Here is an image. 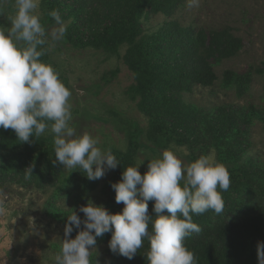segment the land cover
I'll return each instance as SVG.
<instances>
[{
  "label": "rangeland",
  "instance_id": "374dc122",
  "mask_svg": "<svg viewBox=\"0 0 264 264\" xmlns=\"http://www.w3.org/2000/svg\"><path fill=\"white\" fill-rule=\"evenodd\" d=\"M91 5L92 0H39L36 10L48 32L57 26L50 13L57 10L62 18L64 36L59 41L50 36L46 38L41 60L55 69L72 93L71 124L77 133L89 132L98 139L102 150L110 149L112 153L133 148L134 166L141 164L142 174L147 171L148 160L157 158L165 149L174 151L184 162L210 155L223 164L232 177L236 170H241L234 175L240 177L242 183L247 176L262 192L264 0H200L199 6L192 8L183 0L172 16L145 9L135 23L137 40L141 43L155 37L151 44L156 42V53L145 58L144 79L150 81V90H146L145 96L137 91L136 75L126 61L128 42L110 51L98 41L99 33L112 27L123 15L102 12L89 17ZM15 11V0H6L0 12V30L10 27ZM172 21L205 31L229 27L243 43L237 55L220 61L211 59L217 74L214 85L197 84L180 93L186 113L175 118L155 106L161 94L158 88L151 89L156 87L151 81L160 79L151 63L175 40L169 35L167 41H160L158 36L163 35L162 31L169 28ZM227 74L233 76L230 81L226 79ZM220 107L229 109L238 125L227 140L217 139L213 127ZM182 118H187L186 122H181ZM6 131L12 132L11 129ZM185 131L190 136L187 140L181 138ZM41 138L53 146L51 134L45 133ZM14 139L15 145L4 150V162L10 166L17 157L25 161L32 157L37 171L29 178L22 175L21 181L10 179L0 188V206L5 209L4 214H0V264H56L67 216L78 212L79 207L89 201L106 207L107 199L113 196L108 183L118 167L103 178L90 181L79 170L66 171L62 165H54V156L39 157L41 148L34 149L33 141L21 143L16 135ZM230 190L229 187L222 193L227 195ZM253 201V194H249L237 209L248 211L253 208ZM260 201L264 200L258 199V204ZM78 214L84 218L83 213ZM76 234L74 231L72 238ZM108 242L97 243L91 252V264H111L115 254L109 250Z\"/></svg>",
  "mask_w": 264,
  "mask_h": 264
},
{
  "label": "clouds",
  "instance_id": "9594fccd",
  "mask_svg": "<svg viewBox=\"0 0 264 264\" xmlns=\"http://www.w3.org/2000/svg\"><path fill=\"white\" fill-rule=\"evenodd\" d=\"M200 0H187L189 8ZM6 0H0V12ZM39 0H15L10 27L0 30V129H11L21 143L49 133L53 137V164L79 170L95 181L120 164L111 150H102L89 132L77 133L72 126L71 91L59 74L41 60L46 38L59 41L65 27L57 10L50 15L56 22L50 32L36 14ZM147 171L140 165L124 168L121 179L111 184L121 212L89 201L67 216L56 264H91L97 238L111 233L109 250L128 260L134 259L145 240L149 243L148 264H196L184 241L201 227L193 215L224 209L222 192L230 187V173L210 155L184 162L165 149L148 160ZM32 168H28L29 178ZM149 201H153L149 213ZM5 209L0 206V214ZM151 226V231L149 227ZM76 231L75 238L72 233ZM258 264H264V241L257 243Z\"/></svg>",
  "mask_w": 264,
  "mask_h": 264
},
{
  "label": "trees",
  "instance_id": "16d2710c",
  "mask_svg": "<svg viewBox=\"0 0 264 264\" xmlns=\"http://www.w3.org/2000/svg\"><path fill=\"white\" fill-rule=\"evenodd\" d=\"M80 1L89 2V0ZM182 2L183 0H92L93 9L89 12V17L98 16L102 12L114 16L123 15L112 23V27L105 28L99 33L98 41L100 46L110 51H115L121 43L128 42L130 46L126 61L136 75V89L143 96L146 95L147 89L150 90L148 87L150 81L144 79V74L147 73L145 58L151 53H156V42L151 44V40L155 37L147 38V41L142 40L141 43L138 42V31L135 29L136 20L145 9H148L150 13L172 16ZM162 33V36H158L160 41H167L168 37L173 36L177 43L172 38L174 43L166 46L164 52L157 54L154 62L151 63L160 76V79L151 81L156 86L151 89L158 88L161 94L155 101V106L161 108L165 115L175 118L186 113V107L179 98L180 93L197 84L214 85L217 74L211 59L215 58L220 61L231 58L240 52L243 43L242 39L236 36L229 27L205 31L196 30L191 26L183 27L178 22L172 21L170 27ZM232 78L231 74H227V81ZM241 85H244L242 79ZM215 117L217 122L213 127L217 139L227 140L231 133L237 131V122L226 107L218 108ZM186 120L187 118H182L181 122L184 123ZM14 135L13 131L7 132L0 129V188L10 179L21 181V176L26 174L30 167L32 168L31 174L37 171L33 166L32 157L26 161L17 157L15 163L10 166L4 162V150L7 146L15 145ZM189 137V132L186 131L181 135L184 140ZM34 139L32 147L37 149V146H40L41 148L39 157L55 156L54 147L46 143L41 136ZM134 152V149L130 148L126 152L113 153L121 165L118 166L116 175L108 183L113 196L107 199L106 208L112 213L121 212L124 205L115 202V191L111 184L121 179L124 168L134 166ZM35 159L37 160L38 157L36 156ZM236 171L241 172V170ZM234 174L233 177L232 174L230 175L229 194L222 193L223 212L216 214L209 210L201 215H193V221L202 230L199 234L193 233L185 238L184 243L194 253L196 264H258L257 243L264 241V201L258 204L257 200L260 198L264 200V189L261 192L260 188L258 190L254 187L247 176L244 177L246 181L242 183L239 180L240 177ZM249 194H253V208L248 211L244 208L237 209L244 197ZM153 203L149 201L150 214H154L152 212ZM149 230L151 231V226ZM110 239L111 233H106L103 237L97 238V243ZM148 250L149 243L145 240L134 259L128 260L115 254L111 264H148L146 259Z\"/></svg>",
  "mask_w": 264,
  "mask_h": 264
}]
</instances>
